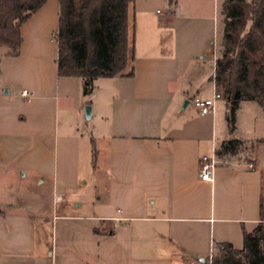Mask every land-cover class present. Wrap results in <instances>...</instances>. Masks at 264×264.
Wrapping results in <instances>:
<instances>
[{"label": "crops", "instance_id": "0c3cea01", "mask_svg": "<svg viewBox=\"0 0 264 264\" xmlns=\"http://www.w3.org/2000/svg\"><path fill=\"white\" fill-rule=\"evenodd\" d=\"M136 1L135 74L98 78L89 96L83 79L75 95L80 77L58 73L60 0L22 25L19 56L1 58L0 172L33 194L0 195V264H210L219 243L239 248L245 231L264 228V106L241 102L231 132L225 100L205 115L193 104L216 89L225 0H167L156 17ZM191 26L207 34L193 52L178 43ZM58 119L79 120L60 130ZM86 119L93 146L81 151L70 139L84 138ZM230 138L260 140L255 161H220L212 181L200 179L202 157Z\"/></svg>", "mask_w": 264, "mask_h": 264}, {"label": "trees", "instance_id": "16d2710c", "mask_svg": "<svg viewBox=\"0 0 264 264\" xmlns=\"http://www.w3.org/2000/svg\"><path fill=\"white\" fill-rule=\"evenodd\" d=\"M46 1L0 0V62L3 56L20 55L22 25ZM134 4L135 0H60L54 34L59 46L58 73L82 78L86 96L93 93L98 78L134 76L135 38L130 23ZM222 14V42L211 79L226 101V119L233 132L241 102L264 106V0H225ZM258 142L225 139L216 153L221 162L236 157L255 161ZM217 246L210 264H264L263 225L244 232L242 248L231 242Z\"/></svg>", "mask_w": 264, "mask_h": 264}, {"label": "rangeland", "instance_id": "374dc122", "mask_svg": "<svg viewBox=\"0 0 264 264\" xmlns=\"http://www.w3.org/2000/svg\"><path fill=\"white\" fill-rule=\"evenodd\" d=\"M137 4V8L141 9L144 7L149 8V10H151L153 16L156 17L157 15V10H159L162 13H168L169 12V2H167V0H137L136 1ZM161 15V14H158ZM213 23H211L210 25V39H209V43H208V50L212 51L214 48V28H213ZM208 30V29H207ZM187 31H189V33H187ZM186 31L187 34H185L184 32H180V27L178 28V43L181 45V42H183V38L186 39L185 43H184V47L189 48V52H193L195 50H198L199 44H198V39L199 36L201 38L206 37V33H198L195 29H193V26H191L190 29H188ZM187 36V38H186ZM221 38H222V25L220 23V26L218 28V31L216 33V43L218 42V44L221 42ZM188 52V53H189ZM196 56H199V53L196 54ZM213 55L208 56V58H212ZM193 62V61H192ZM194 68V70H200V66L197 65V63L194 61L192 69ZM211 70V67H209ZM209 68L207 67V70L209 71ZM71 81H73V89H74V94L76 95L77 91H78V83H80L82 81V78H74ZM79 81V82H78ZM213 96V94L211 95ZM76 100V97H75ZM90 100V98H89ZM89 105H86L85 109L88 107ZM79 119H58L59 123L61 124L62 128L60 130H63L65 127H67V125H72L77 124ZM91 123V120L86 119L83 121V123H81V128H80V133H83V139L80 140L79 138L76 139H70V141L73 143V148L75 147V149L77 150H81L83 151L85 149V145L87 148H91L93 145L91 143V140L89 139L90 134L87 132L88 131V126ZM237 123V122H236ZM62 131H60L59 137H60V144H59V148H60V155L63 152L64 146H65V142H66V138L63 137ZM85 138H87V142H85ZM86 143V144H85ZM26 180L33 182L34 178L33 177H29L26 178ZM22 181V178L20 176V174L16 173V174H12V173H7V172H0V195H6L7 192L8 193H12L13 196L16 197H21L23 196V194H29L30 196H32L33 193L32 192V187H29V183L26 182L24 183ZM32 185V184H31ZM34 189V188H33ZM243 242L239 241L238 245H236L239 248L243 247ZM218 253V249L214 250L213 254L216 255Z\"/></svg>", "mask_w": 264, "mask_h": 264}, {"label": "built area", "instance_id": "2783aa9c", "mask_svg": "<svg viewBox=\"0 0 264 264\" xmlns=\"http://www.w3.org/2000/svg\"><path fill=\"white\" fill-rule=\"evenodd\" d=\"M24 96H28L27 91L23 92ZM220 99V94L214 91V94L211 98L196 96L193 98V104L199 110L202 115L211 113L216 108V101ZM217 149L214 148V151L211 155H204L201 159L199 177L205 181H212L214 178L215 168L220 162V159L216 153ZM250 167H253V164L250 163ZM119 224V219L116 220V225ZM213 257V252L210 256V259Z\"/></svg>", "mask_w": 264, "mask_h": 264}, {"label": "water", "instance_id": "95a60500", "mask_svg": "<svg viewBox=\"0 0 264 264\" xmlns=\"http://www.w3.org/2000/svg\"><path fill=\"white\" fill-rule=\"evenodd\" d=\"M87 109L90 110L91 109L90 106H88Z\"/></svg>", "mask_w": 264, "mask_h": 264}]
</instances>
